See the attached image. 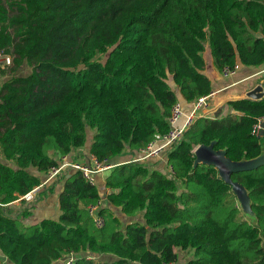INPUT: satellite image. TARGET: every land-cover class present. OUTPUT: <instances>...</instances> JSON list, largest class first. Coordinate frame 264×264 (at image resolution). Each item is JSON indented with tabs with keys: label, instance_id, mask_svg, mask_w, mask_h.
I'll list each match as a JSON object with an SVG mask.
<instances>
[{
	"label": "trees",
	"instance_id": "obj_1",
	"mask_svg": "<svg viewBox=\"0 0 264 264\" xmlns=\"http://www.w3.org/2000/svg\"><path fill=\"white\" fill-rule=\"evenodd\" d=\"M208 45L220 72L263 65L264 0H0V50L15 64L0 85V264H65L71 252L73 264H264V166L233 174L256 219L215 166L194 167L196 147L213 140L235 161L264 151V96L232 98L233 113L197 118L167 152L173 173L156 159L128 162L100 186L69 170L28 207L7 206L85 147L89 128V153L113 161L166 133L180 100L174 86L189 103L213 89ZM24 62L32 71L16 74ZM57 185L60 215L28 222ZM104 194L98 228L88 207Z\"/></svg>",
	"mask_w": 264,
	"mask_h": 264
},
{
	"label": "built area",
	"instance_id": "obj_2",
	"mask_svg": "<svg viewBox=\"0 0 264 264\" xmlns=\"http://www.w3.org/2000/svg\"><path fill=\"white\" fill-rule=\"evenodd\" d=\"M14 55L0 50V70L13 67ZM241 64L236 63L233 67L226 66L221 71L224 77H230L240 69ZM221 90L212 89L208 94L202 95L190 103V109L186 110L183 103L178 101L172 108L170 117L168 118L170 129L164 134H156L155 137L138 151V155L134 159L124 162H115L108 158L100 160L94 154H90L88 161L80 162L72 159L69 154L62 156V161L58 166L52 167L45 175L43 182L34 187L29 192L18 195V197L10 203L18 208H25L30 205L37 196V193L42 186L56 179L57 176L69 170L81 171L83 177L93 185H97V177L100 173L112 169L116 165L135 162L148 159H159L167 161V152L170 148L176 145L184 136L185 130L190 127L199 117H214L217 109V102ZM256 130H262V124L256 125ZM169 171L173 173L172 166L168 165ZM106 198L103 196L97 202L89 205V214L92 217L96 227L102 228L105 223V216L101 213L104 207ZM9 204V203H8ZM7 204V205H8ZM77 259V254L69 253L61 259L65 264H73ZM163 264H176L175 262H165Z\"/></svg>",
	"mask_w": 264,
	"mask_h": 264
},
{
	"label": "crops",
	"instance_id": "obj_3",
	"mask_svg": "<svg viewBox=\"0 0 264 264\" xmlns=\"http://www.w3.org/2000/svg\"><path fill=\"white\" fill-rule=\"evenodd\" d=\"M204 57L206 61L205 72L212 80L213 89L221 90L220 96L217 102V109L215 112H218L220 109H222L223 111V106L227 104L229 99L237 98V97H245L247 96L248 91L252 90L257 85L264 82V64L258 67H248V66L241 65L240 69L235 74H233L230 77H224L214 65V57H213L212 50L209 45L207 46L206 51L204 52ZM1 83L2 82H0V85ZM179 101L183 103L186 110L190 109V103L186 102L184 98L183 99L181 98ZM222 111H220V114L222 113ZM90 143H91V140L88 141L86 147L79 148L71 152L69 154L70 157L80 162L88 161L90 157V153H89ZM118 158L119 156H117L114 161L124 162V161L130 160V159L119 160ZM156 160H159V159H156ZM0 161H4L3 156L1 154H0ZM159 161H160L162 168H165L166 165H167V168H169L167 161H164V160H159ZM31 170L38 173L34 168H31ZM105 177H106L105 172L100 173L97 177L98 179L97 184L100 186L105 184ZM61 189H62V185H57L54 193H50L49 196L46 198L44 197L45 202H47L48 200L53 201L55 205L54 208L57 210L56 214L58 213L59 215H60V209H59V204H58V195ZM108 192L109 190L105 189V194ZM105 194H104V197H105ZM38 203L36 204V208L34 209L33 215L27 219V221L30 223H36L42 220L43 218H46V217H39V216L37 217V214H38L37 209H40L45 204L44 203L40 207L38 206ZM7 206L17 209V210L24 209V208L15 207L11 203H9Z\"/></svg>",
	"mask_w": 264,
	"mask_h": 264
},
{
	"label": "water",
	"instance_id": "obj_4",
	"mask_svg": "<svg viewBox=\"0 0 264 264\" xmlns=\"http://www.w3.org/2000/svg\"><path fill=\"white\" fill-rule=\"evenodd\" d=\"M264 96V82L247 92V97L260 99ZM220 109L215 112L219 116ZM264 134V122L262 123L261 135ZM218 141L213 140L210 144H200L196 147L194 153L196 159L194 167L199 164L213 165L217 168L219 176L232 186V190L237 196V200L244 214L248 218L256 219L257 215L253 209V202L249 190L240 181L233 179V174L242 171H251L264 166V151L255 158L242 159L239 161L232 160L227 155V149H217L215 145Z\"/></svg>",
	"mask_w": 264,
	"mask_h": 264
},
{
	"label": "rangeland",
	"instance_id": "obj_5",
	"mask_svg": "<svg viewBox=\"0 0 264 264\" xmlns=\"http://www.w3.org/2000/svg\"><path fill=\"white\" fill-rule=\"evenodd\" d=\"M10 1H12V0H4V2H5V4L8 6V4H9V2ZM10 10V13H11V15L12 14H14L15 13V11L14 10H12V9H9ZM106 57H107V55H104V56H101V61H105V59H106ZM13 68H14V66L12 67H10V68H8V69H5V72L2 74V77H0V82H2V80L3 79H7V78H10L12 75H13ZM32 69H33V66H31L30 64H28L27 62H24L23 64H22V66L21 67H19L17 70H16V74H18V75H25V74H28V73H30L31 71H32ZM169 81H170V83L171 84H173L172 83V80H171V77H170V79H169ZM174 89H175V91L178 93V95H179V97H180V99L182 98L183 99V97H182V95H181V93H180V91H179V88L178 87H176V86H174ZM234 112V110L232 109V107L230 106V105H228V104H225L224 106H223V111H222V113H221V116H226V115H228V114H230V113H233ZM3 130V128H0V132ZM96 132V129H94V128H89L88 129V134H89V140H92V138H93V135H94V133ZM88 140V141H89ZM86 147V146H85ZM137 155H138V153H136L135 151H133V150H131V149H129V148H126L125 150H124V152L119 156V160H127V159H134V158H136L137 157ZM164 171L166 172V173H169L170 171H169V168H167V165L165 166V168H164ZM49 192H47L46 193V195H43L42 196V199L39 201V203H38V206H40L41 207V205H43L44 203V205L40 208V209H37L38 210V214H37V217L39 216V217H55V218H57L58 216H59V214L57 213L56 214V212H57V210L54 208L55 207V205H54V203H53V201H47V202H45V198L46 197H48L49 196ZM45 197V198H44ZM124 219V221H127L128 220V218H126L125 216H122ZM183 253L184 252H182V255H183ZM192 256V252H190V251H188V252H186V255L183 257L184 259H186V258H189V257H191ZM11 264H13V263H11Z\"/></svg>",
	"mask_w": 264,
	"mask_h": 264
}]
</instances>
